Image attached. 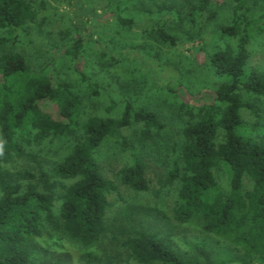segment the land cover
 <instances>
[{
    "label": "trees",
    "instance_id": "trees-1",
    "mask_svg": "<svg viewBox=\"0 0 264 264\" xmlns=\"http://www.w3.org/2000/svg\"><path fill=\"white\" fill-rule=\"evenodd\" d=\"M234 1L231 22L216 31L223 46L208 55L218 79L213 101L186 110L177 157L168 164L163 184L176 194L171 207L175 221L197 223L236 254L225 256L218 245L203 241L191 244L193 253L187 257L159 234L142 231L123 242L138 263L264 264V71L249 66L250 43L264 35V10L248 17L242 12L244 2ZM198 2L183 0L193 21L210 4ZM181 4H156L160 19L151 29L165 42L174 44L175 38L159 21L163 14L181 16ZM120 8L118 4L115 11L118 24L134 26L132 19L120 15ZM39 12L34 0H0V29L5 33L0 46L13 43L25 26H40ZM78 28L72 23V30ZM83 42L79 32L65 53L76 59ZM163 130L155 111L133 109L129 102L118 117L84 120L81 99L68 82L32 69L19 53L1 54L0 164L27 159V146L67 136L74 137V143L49 172L24 169L15 174L17 179L0 172V264H34L30 243L48 230L85 247L98 241L107 230L111 196H120L122 187L133 193L150 189L136 149L156 144ZM106 141L131 151L130 162L115 179L103 174L96 155ZM155 194L160 202L161 195Z\"/></svg>",
    "mask_w": 264,
    "mask_h": 264
},
{
    "label": "rangeland",
    "instance_id": "rangeland-1",
    "mask_svg": "<svg viewBox=\"0 0 264 264\" xmlns=\"http://www.w3.org/2000/svg\"><path fill=\"white\" fill-rule=\"evenodd\" d=\"M179 1L181 16L173 19L163 14L165 21H159L174 36V44L161 40L151 29L160 19L156 9L160 0H34L40 9L41 25L25 26L17 31L13 43L0 46V55L19 53L32 69H42L57 81L68 82L81 99L84 120L92 116L118 117L125 102H129L133 109L141 106L155 111L164 125L156 144L136 149L146 165L150 189L133 193L122 187L120 196H111L107 230L90 246L45 231L30 243L34 264H142L123 245L127 237L142 231L159 234L187 257L193 253L190 245L203 241L218 245L225 256L236 254L233 247L205 233L197 223L175 221L171 207L176 194L173 187L163 184L168 164L177 157L176 144L181 142L188 118L186 110L213 101L218 79L209 66L208 55L223 46L216 31L231 22L235 4L234 0H209L208 8L193 21L186 14L188 7ZM242 1V12L248 17L264 10V0ZM118 4L120 15L132 19L134 26L118 24ZM72 23L79 25L84 39L76 59L65 53L79 33L72 30ZM143 27L148 30L143 31ZM68 29L70 33L64 36L62 33ZM4 35L0 29V37ZM249 49V66L264 71V35L256 36ZM73 143L74 137L67 136L27 146V159L0 164V172L14 179L24 169L35 174L40 170L49 172ZM96 155L103 174L110 179H115L117 171L131 159L130 150L123 151L111 141L104 142ZM155 193L161 195L160 202Z\"/></svg>",
    "mask_w": 264,
    "mask_h": 264
}]
</instances>
